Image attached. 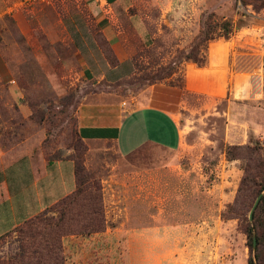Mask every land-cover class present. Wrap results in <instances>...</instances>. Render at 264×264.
<instances>
[{
    "label": "rangeland",
    "instance_id": "obj_1",
    "mask_svg": "<svg viewBox=\"0 0 264 264\" xmlns=\"http://www.w3.org/2000/svg\"><path fill=\"white\" fill-rule=\"evenodd\" d=\"M8 1L0 0V146L47 162L79 156L103 194L106 230L66 236V264L264 262L250 219L264 196V0H136L130 13L147 33L126 26L136 72L118 92L176 115L182 146L148 145L126 158L78 137V107L100 87L83 76L61 20L84 10L73 0ZM27 242L19 232L2 237L0 264H23Z\"/></svg>",
    "mask_w": 264,
    "mask_h": 264
},
{
    "label": "crops",
    "instance_id": "obj_2",
    "mask_svg": "<svg viewBox=\"0 0 264 264\" xmlns=\"http://www.w3.org/2000/svg\"><path fill=\"white\" fill-rule=\"evenodd\" d=\"M37 0H11L22 4ZM84 16L66 15L61 20L85 79L100 87L86 95L77 110L79 134L86 144H112L116 153L130 157L152 145L166 151L182 146V130L176 115L141 103L142 94L131 99L118 87L136 72L134 47L126 26L142 38L144 20L130 13L136 0H73ZM101 33L114 50L119 64L112 67L97 40ZM132 101V103H131ZM135 103V106L132 104ZM71 165L68 176L62 165ZM57 167V170L54 168ZM58 173L57 177H53ZM76 190L71 160L52 163L33 154L3 150L0 146V238L36 217Z\"/></svg>",
    "mask_w": 264,
    "mask_h": 264
},
{
    "label": "trees",
    "instance_id": "obj_3",
    "mask_svg": "<svg viewBox=\"0 0 264 264\" xmlns=\"http://www.w3.org/2000/svg\"><path fill=\"white\" fill-rule=\"evenodd\" d=\"M97 40L111 66L116 67L119 61L108 41L101 33L97 34ZM78 137L84 142L80 134H78ZM231 150H237V148H232ZM69 160L74 162L76 190L52 207L13 230L14 232H19L22 238L28 235V242L25 248H22V255L20 257L23 264H66L64 252V238L66 236H90L106 230L103 194L100 192L95 194L92 191L93 179L87 170L85 160L79 156ZM231 160H236V158L231 157ZM49 162L52 163L53 161L49 160ZM260 176L262 178L258 179V185L262 187V190L264 187L263 171ZM247 182V178H244L241 183L239 196L236 198L237 205H244L243 197L247 193L245 189ZM98 190L101 191L102 188L100 187ZM255 199L256 197L248 201L249 204L246 206L248 210L252 207ZM258 211L261 214L255 213L253 219L258 224V245H260L264 240V221L258 216L264 215V196L261 199ZM245 234L248 236L250 243L253 244L252 231L249 227L245 229ZM26 248L29 249V252H25ZM258 258L260 259V264H264L260 255Z\"/></svg>",
    "mask_w": 264,
    "mask_h": 264
},
{
    "label": "water",
    "instance_id": "obj_4",
    "mask_svg": "<svg viewBox=\"0 0 264 264\" xmlns=\"http://www.w3.org/2000/svg\"><path fill=\"white\" fill-rule=\"evenodd\" d=\"M262 196H263V194H261V195L259 196V198L257 199L255 205H254L253 208H252V211H251V213H250V219H251V220H252V218H253V214H254V212H255V210H256V208H257V206H258V204H259V202H260ZM255 244H256V242H255Z\"/></svg>",
    "mask_w": 264,
    "mask_h": 264
}]
</instances>
